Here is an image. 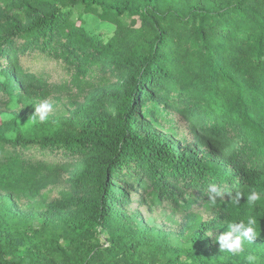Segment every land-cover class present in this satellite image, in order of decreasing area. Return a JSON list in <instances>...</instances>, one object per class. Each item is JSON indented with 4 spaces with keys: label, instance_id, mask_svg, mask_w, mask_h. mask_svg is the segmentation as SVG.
Instances as JSON below:
<instances>
[{
    "label": "trees",
    "instance_id": "obj_1",
    "mask_svg": "<svg viewBox=\"0 0 264 264\" xmlns=\"http://www.w3.org/2000/svg\"><path fill=\"white\" fill-rule=\"evenodd\" d=\"M249 218L253 242L220 251ZM248 256L264 264V0H0V264Z\"/></svg>",
    "mask_w": 264,
    "mask_h": 264
},
{
    "label": "clouds",
    "instance_id": "obj_2",
    "mask_svg": "<svg viewBox=\"0 0 264 264\" xmlns=\"http://www.w3.org/2000/svg\"><path fill=\"white\" fill-rule=\"evenodd\" d=\"M110 35L111 29H109V37ZM104 42L107 43V38ZM51 111L52 105L47 102H43L35 106L33 118L29 121L28 127L30 128L32 125L45 123L48 119V114ZM9 135L14 136L15 133H10ZM208 192L209 200L212 204L216 203L217 198H223L225 195H227L233 204L239 205V201L242 197V194L239 192H237L235 196H232L231 192L225 193L223 191H220L215 184L209 185ZM260 199L261 196L254 189L250 191L246 198L247 203L249 204H253ZM256 223L257 221L254 218H249L247 222L241 220L239 223L229 224L228 231L224 232L216 238V242L220 246V251L227 252L233 255L241 252L245 240L253 242V240L256 238ZM247 259L249 261V264H255V257L248 256Z\"/></svg>",
    "mask_w": 264,
    "mask_h": 264
},
{
    "label": "rangeland",
    "instance_id": "obj_3",
    "mask_svg": "<svg viewBox=\"0 0 264 264\" xmlns=\"http://www.w3.org/2000/svg\"><path fill=\"white\" fill-rule=\"evenodd\" d=\"M77 19V16L76 18ZM85 24L87 25L88 29L94 33V35L103 38L104 40L107 38V40L112 36L114 27L112 25L106 24L104 22H101L98 20V18L94 16H88L86 18ZM109 29H111V35L109 37ZM4 120H10L12 119V115L10 114H4L3 115ZM260 261V260H258ZM256 264H261V262H256Z\"/></svg>",
    "mask_w": 264,
    "mask_h": 264
}]
</instances>
